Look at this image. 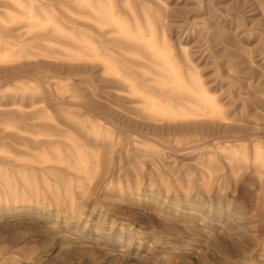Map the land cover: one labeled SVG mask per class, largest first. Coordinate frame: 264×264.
Listing matches in <instances>:
<instances>
[{
    "label": "rangeland",
    "instance_id": "1",
    "mask_svg": "<svg viewBox=\"0 0 264 264\" xmlns=\"http://www.w3.org/2000/svg\"><path fill=\"white\" fill-rule=\"evenodd\" d=\"M0 264H264V0H0Z\"/></svg>",
    "mask_w": 264,
    "mask_h": 264
},
{
    "label": "clouds",
    "instance_id": "2",
    "mask_svg": "<svg viewBox=\"0 0 264 264\" xmlns=\"http://www.w3.org/2000/svg\"><path fill=\"white\" fill-rule=\"evenodd\" d=\"M240 218L243 219V214H241Z\"/></svg>",
    "mask_w": 264,
    "mask_h": 264
}]
</instances>
